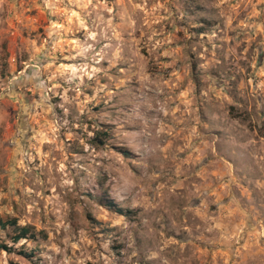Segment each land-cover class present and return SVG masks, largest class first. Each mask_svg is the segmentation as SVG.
Masks as SVG:
<instances>
[{"label": "rangeland", "instance_id": "obj_1", "mask_svg": "<svg viewBox=\"0 0 264 264\" xmlns=\"http://www.w3.org/2000/svg\"><path fill=\"white\" fill-rule=\"evenodd\" d=\"M0 218V264H264V0H0Z\"/></svg>", "mask_w": 264, "mask_h": 264}, {"label": "trees", "instance_id": "obj_2", "mask_svg": "<svg viewBox=\"0 0 264 264\" xmlns=\"http://www.w3.org/2000/svg\"><path fill=\"white\" fill-rule=\"evenodd\" d=\"M123 153H127L126 151H123ZM108 206L112 207V204H107ZM116 210L119 212H126V210H122L120 207H116ZM10 229L12 231L11 235V241L17 242L20 239H33L35 238L36 232L32 229L31 226L27 224L19 225L16 223L15 218H6L2 219L0 218V229ZM0 248L3 250H8V248L4 244H0Z\"/></svg>", "mask_w": 264, "mask_h": 264}]
</instances>
